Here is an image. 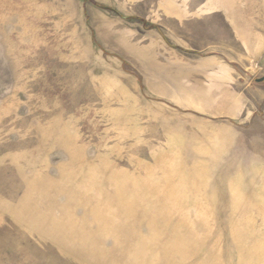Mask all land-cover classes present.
I'll list each match as a JSON object with an SVG mask.
<instances>
[{
	"label": "rangeland",
	"instance_id": "374dc122",
	"mask_svg": "<svg viewBox=\"0 0 264 264\" xmlns=\"http://www.w3.org/2000/svg\"><path fill=\"white\" fill-rule=\"evenodd\" d=\"M264 0H0V264H264Z\"/></svg>",
	"mask_w": 264,
	"mask_h": 264
},
{
	"label": "water",
	"instance_id": "95a60500",
	"mask_svg": "<svg viewBox=\"0 0 264 264\" xmlns=\"http://www.w3.org/2000/svg\"><path fill=\"white\" fill-rule=\"evenodd\" d=\"M263 81H264V77L257 79L256 83H262Z\"/></svg>",
	"mask_w": 264,
	"mask_h": 264
}]
</instances>
